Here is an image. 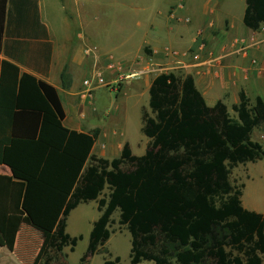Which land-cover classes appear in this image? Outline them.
Segmentation results:
<instances>
[{
    "label": "trees",
    "instance_id": "trees-1",
    "mask_svg": "<svg viewBox=\"0 0 264 264\" xmlns=\"http://www.w3.org/2000/svg\"><path fill=\"white\" fill-rule=\"evenodd\" d=\"M0 0V50L9 20ZM29 0H16L22 25ZM8 19V20H7ZM252 32L264 28V0H245L242 19ZM149 113L141 133L149 140L137 157L127 143L118 158L92 154L100 130L66 129L56 90L6 61L0 72V234L12 251L23 217L45 232L34 264L64 261L81 237L67 232V219L79 205L98 201L87 264L109 240L113 211L131 236L130 264H263L264 214L246 210L232 171L264 161V148L252 140L264 127V101L251 104L244 92L232 105L207 106L191 75L162 73L150 85ZM109 201L99 199L106 187ZM106 264H112L107 262Z\"/></svg>",
    "mask_w": 264,
    "mask_h": 264
},
{
    "label": "crops",
    "instance_id": "crops-1",
    "mask_svg": "<svg viewBox=\"0 0 264 264\" xmlns=\"http://www.w3.org/2000/svg\"><path fill=\"white\" fill-rule=\"evenodd\" d=\"M29 1L28 13L22 25L19 24L21 18L16 0L6 5L9 20L7 19L8 21L3 25L0 72L2 62L6 61L15 65L20 74H28L37 81L53 87L64 111L63 126L69 131L82 134H91L99 129L100 133L92 154L103 158L104 151H101L99 146L110 144L123 146L125 143L115 141L113 139L115 133H109L107 109L98 110L95 107L96 98L103 94L102 88L96 89L91 97H87L83 95V82L92 77L93 74L87 77L90 71L100 72L103 75L105 71L111 72V70L110 77L113 78L112 81H116L120 75L114 72L116 64L124 66V63L131 61L130 59L136 61L135 58H141L139 56L141 48L136 47L135 51L132 48L123 50L122 53L127 57L129 55L128 58L100 53L101 46L96 35L99 19L92 20V16L88 17L91 8L89 0ZM164 3L165 15L170 21L169 12L174 3L171 0H165ZM193 4L199 20L194 36L191 34L190 45L186 46L192 50L186 54L183 67L186 68V75L193 77L195 86L207 106L212 107L218 101L224 103L231 94L237 96V101L233 104L235 105L239 101L240 92H244L249 97V92L253 91L255 98L261 97L264 101L263 46L261 51L257 50V47V49H247L245 55L239 53L244 44L242 38H251L256 44H263L262 29L264 28L258 32L248 29V31L236 30L232 23L233 14L235 12L243 19L245 8L240 12L234 10L230 0L223 5L215 3L211 8L203 2L193 1ZM185 17L191 22L194 20L190 15ZM219 22H228L230 25L227 30L205 32L202 37L206 42L199 44L197 37L201 33L200 29L206 24L212 26ZM148 28L156 31L158 26L150 22ZM161 29L163 34L155 37V44L159 46H151L161 47L170 39L173 26L168 24ZM110 56L114 59L110 60ZM253 60L256 61L255 65L252 64ZM110 65L113 66L112 69L109 68ZM152 80L144 77L136 82L133 85L134 97L140 89L142 95L146 94ZM212 90H216L217 94L210 95ZM0 176L10 177L11 172L7 167L0 165ZM45 238V232L33 226L26 216L23 217L12 251L7 248L0 234V264H34Z\"/></svg>",
    "mask_w": 264,
    "mask_h": 264
},
{
    "label": "rangeland",
    "instance_id": "rangeland-1",
    "mask_svg": "<svg viewBox=\"0 0 264 264\" xmlns=\"http://www.w3.org/2000/svg\"><path fill=\"white\" fill-rule=\"evenodd\" d=\"M89 1L91 2V8L88 17L91 18L92 16V20L93 18L99 19L96 35L101 46L99 48L100 53L125 58L127 56L122 53L123 50L126 51L132 48L135 51L136 47L141 48L139 55L141 58H135L136 61L130 59L131 61L124 63V66L116 64L114 72L120 74L116 81H112L113 78L110 77L112 70L111 72L105 71L103 73L107 86L102 87L101 92L103 94L99 95L95 102V107L98 110L105 108L109 113L108 131L110 134L115 133L113 139L120 143L121 141L122 143L123 141L128 143L132 154L140 157L146 152L149 142L141 133L142 112L145 110L149 113V94L147 92L142 95L140 89L137 96L134 97L135 88L133 85L144 77L152 80L162 73H175L179 76H187L183 61L186 60V54L192 49L190 50V47L186 46L190 45L191 34L194 36L197 29V21L199 20L193 7V1L203 2V4L210 5L211 8L215 3L226 4L227 0H171L174 3L169 12L171 23H169L170 21L165 15V0ZM230 1L234 5V10H238V12L245 8L244 0ZM179 5H182V9L179 8ZM186 15L194 17L192 22L188 18L190 22L188 25L187 23L189 22H186ZM232 20L236 30H247L242 23L240 15L238 16L234 12ZM150 22L158 26L156 31L149 30ZM168 24L173 26V33L170 34V39L167 43L161 47L151 46H159L157 43L155 44V37L161 36L163 34L161 27ZM229 25L228 22H219L212 26L206 24L203 29H200L201 33H199L197 41L199 44H205L206 41L202 37L205 32L212 33L216 32V30L218 32L227 30ZM263 30L262 32H264ZM242 39L244 43L242 46L247 47V49H257L258 47L257 50L261 51V46H263L262 51L264 52V43L256 44L254 39L251 38ZM239 43L242 42L239 41ZM114 57L110 56L109 59L113 60ZM92 74L94 72L90 71L87 77H91ZM130 74L141 75L128 81H120V77ZM215 94H217L216 90L210 92L212 96ZM248 98L250 103L253 104L255 100L253 91L249 92ZM236 101L237 96L231 94L224 102L232 117L235 115L231 107ZM252 140L264 148V127L253 131ZM122 147L113 146L112 144L99 146L100 150L104 151L103 158L107 160L118 158ZM231 178L236 188L244 186L241 198L243 207L248 211L264 214V161L239 165L232 171ZM109 194L107 186L99 199H105L108 202ZM101 214L98 209V201L81 204L71 212L67 219L66 232L71 237H81V240H78L73 252L69 250V247L65 251L63 250V264H81L80 260L86 255L94 223L98 221ZM106 229L109 232V240L103 247L105 252L94 255L87 264H106L107 262L112 264H130L131 236L126 228L120 224L117 210L111 214ZM61 263L54 262L53 264ZM144 264L153 263L145 262Z\"/></svg>",
    "mask_w": 264,
    "mask_h": 264
},
{
    "label": "built area",
    "instance_id": "built-area-1",
    "mask_svg": "<svg viewBox=\"0 0 264 264\" xmlns=\"http://www.w3.org/2000/svg\"><path fill=\"white\" fill-rule=\"evenodd\" d=\"M179 8L182 9V5H179ZM186 22H188V20H186ZM246 51H247V47L241 46L239 53H242L245 55ZM252 64L255 65L256 61L253 60ZM109 68L112 69L113 66L110 65ZM140 75L141 74H130V75L122 76L120 77V81H128L129 79L137 78ZM83 86H84L83 95L87 97H91V94L93 91H95L98 88L106 87L107 84L104 80L103 75L100 72H94L91 78L84 80Z\"/></svg>",
    "mask_w": 264,
    "mask_h": 264
}]
</instances>
